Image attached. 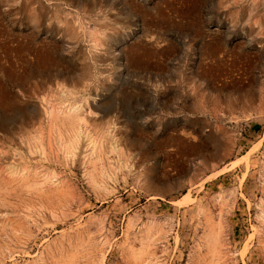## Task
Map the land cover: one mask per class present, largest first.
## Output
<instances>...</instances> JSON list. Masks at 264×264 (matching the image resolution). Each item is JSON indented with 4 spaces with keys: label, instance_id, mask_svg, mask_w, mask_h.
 Masks as SVG:
<instances>
[{
    "label": "rangeland",
    "instance_id": "obj_1",
    "mask_svg": "<svg viewBox=\"0 0 264 264\" xmlns=\"http://www.w3.org/2000/svg\"><path fill=\"white\" fill-rule=\"evenodd\" d=\"M0 264H264V0H0Z\"/></svg>",
    "mask_w": 264,
    "mask_h": 264
},
{
    "label": "bare ground",
    "instance_id": "obj_2",
    "mask_svg": "<svg viewBox=\"0 0 264 264\" xmlns=\"http://www.w3.org/2000/svg\"><path fill=\"white\" fill-rule=\"evenodd\" d=\"M82 133V132H81ZM86 133V132H85ZM76 134H77V132H76ZM89 141V140H88Z\"/></svg>",
    "mask_w": 264,
    "mask_h": 264
}]
</instances>
